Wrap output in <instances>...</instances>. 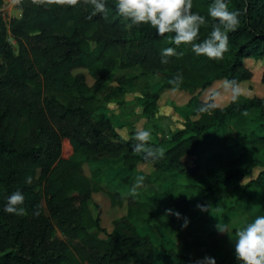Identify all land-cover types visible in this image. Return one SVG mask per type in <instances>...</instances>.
<instances>
[{
    "label": "trees",
    "instance_id": "1",
    "mask_svg": "<svg viewBox=\"0 0 264 264\" xmlns=\"http://www.w3.org/2000/svg\"><path fill=\"white\" fill-rule=\"evenodd\" d=\"M213 2L193 0L192 11L207 21L201 26L200 41L212 30L214 21L207 9ZM227 3L229 10L240 11V24L228 33V51L220 60L197 56L191 46L176 47L169 40L172 34L161 37L150 25L125 20L116 0H106L107 20L103 14L93 16V7L83 0L75 7L20 0L15 4L17 17L4 22L0 14V264H157V260L198 264L196 255L162 246L143 227L162 218L160 226L170 235L163 213L171 217L169 222L183 217L194 196L210 199L212 193L230 192L231 210L249 189L264 184V98L232 97L222 108L210 98L197 99L219 81H249L251 73L244 61L264 58V0ZM9 37L14 45L7 41ZM166 47L183 55L162 64L161 51ZM134 68L142 76L158 73L173 78L179 73L183 77L179 89L190 92L181 129L146 146L162 149L163 155L134 152L137 130L131 129L129 137L122 139L99 113L98 94L109 76ZM134 79L122 76L115 82L124 85ZM259 82L264 86V71ZM47 90L72 94L61 103L54 95L42 93ZM141 98L142 117L154 119L158 94L143 89ZM202 107L207 110L200 111ZM198 149L201 156L207 154L202 157L215 170L205 179L199 175L198 169L204 170L199 165L181 162ZM102 159L116 161L128 172L121 179L123 185L141 164L151 168L155 182L177 175L196 183L172 184L145 202L107 193L109 205L123 207V214L106 233L89 209L92 195L102 192L96 183L100 171L94 169L86 176L81 169ZM254 168H261L255 178L239 185ZM199 182L205 184L202 189ZM17 191L24 196L21 207L27 214L23 216L4 211L8 197ZM91 230L105 239L95 238ZM205 249H212L207 256L215 264H239L235 254L224 257L209 246Z\"/></svg>",
    "mask_w": 264,
    "mask_h": 264
},
{
    "label": "rangeland",
    "instance_id": "2",
    "mask_svg": "<svg viewBox=\"0 0 264 264\" xmlns=\"http://www.w3.org/2000/svg\"><path fill=\"white\" fill-rule=\"evenodd\" d=\"M20 0H6L5 5L0 8V14H6L5 17H17L19 10L15 4ZM12 45H14L11 40ZM244 66L251 73L249 81L241 82L242 98L259 97L264 98V86L259 82L261 73L264 71V58H249L244 61ZM122 76H135L134 81L120 85L115 82L116 78ZM86 77L87 85L91 80ZM173 78L151 73L147 76L140 75L138 68L116 71L108 78V83L101 88L98 97L100 106V115L109 119L115 132L122 139L129 137L131 129H142L151 132V142L161 141L176 130L181 129L184 117L189 112L184 108L185 104L191 97L190 92L185 89H179V84L172 83ZM143 89L151 93L158 94L156 104L157 111L154 119L146 121L140 112L141 93ZM47 95H54L58 101L63 103L72 92H57L54 90L42 91ZM212 99L215 107L222 108L231 99L230 91L225 90V82L219 81L212 84L208 89L198 94L197 99L206 101ZM197 150L196 154L183 158L184 165L193 167L199 165V175L205 179L215 171L212 164H207ZM82 172L89 176L94 169H99L100 174L96 183L101 187L102 192L92 195L89 209L93 216L99 220V226L110 232L113 220L123 214L122 208H115L109 205L107 193H118L121 196L131 195L137 202H145L149 196L155 192H163L171 187L172 184L179 186L191 185L196 183L192 178L170 175L164 182L153 181L155 176L152 170L145 164L138 165L135 173L128 180L126 185L121 183V179L126 177L128 172L121 168L120 163L107 159L98 160L82 165ZM261 168H254L249 178L239 181V185L245 184L250 178L254 179ZM205 184L199 182V187L203 188ZM230 192L218 191L210 194V199H200L193 197L186 214L172 222L168 213L164 217L172 230V234L167 235L163 232L160 221L157 219L149 228L143 227V232H150V237H155L157 242L166 248H173L181 254L196 255V262L203 261L208 257L209 251L205 249L208 246L215 249L220 256L227 257L235 254V234L244 225L250 223L256 216L264 215V184L259 187L249 189L231 210L233 197ZM236 196V192H233ZM163 205V203H162ZM94 206L98 207L95 209ZM154 229V230H153ZM95 238L104 240L102 233L92 231ZM56 237L61 238L60 233L55 231ZM204 247L200 249V247ZM158 262L157 264L162 263ZM164 264H171L165 263Z\"/></svg>",
    "mask_w": 264,
    "mask_h": 264
},
{
    "label": "clouds",
    "instance_id": "3",
    "mask_svg": "<svg viewBox=\"0 0 264 264\" xmlns=\"http://www.w3.org/2000/svg\"><path fill=\"white\" fill-rule=\"evenodd\" d=\"M4 1L6 0H3L2 6L5 5ZM48 3L75 7L81 0H48ZM83 3L93 7V16L103 14V19H108L106 0H83ZM115 6L125 20L134 25H150L161 37L172 34L169 40L176 47L191 46V50L197 56H204L209 60L223 59L228 51V33L237 29L241 15L238 10H229L227 0H214L207 9L208 16L214 21L212 30L206 39L200 41L201 26H205L207 21L199 12L192 11L193 0H116ZM5 15L1 14L4 22ZM7 41L11 43L10 37ZM182 55L183 53L176 52V48L166 47L161 51V63L167 64L169 57ZM182 81V75L177 73L172 83L179 84ZM225 90L230 91L233 99L242 94V88L235 80L226 81ZM206 110L204 107L200 109ZM133 138L137 141L133 147L134 152H147V155L152 157L163 155L162 149L146 147L151 140L150 131L138 129ZM26 182L31 183L32 178L27 177ZM23 203L24 196L17 191L8 197L4 211L18 216L26 215V209L21 207ZM235 236V257L239 264H264V215L256 216L238 230ZM198 264H215V261L213 258L205 257Z\"/></svg>",
    "mask_w": 264,
    "mask_h": 264
}]
</instances>
